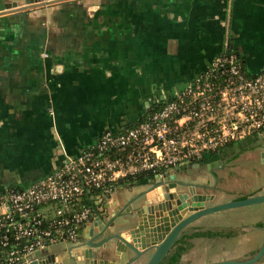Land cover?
<instances>
[{"label": "crops", "instance_id": "1", "mask_svg": "<svg viewBox=\"0 0 264 264\" xmlns=\"http://www.w3.org/2000/svg\"><path fill=\"white\" fill-rule=\"evenodd\" d=\"M13 1L20 8L0 12V193L50 174L64 153L79 154L105 130L129 127L227 47L246 74L264 72V0H40L26 8L25 0L4 3ZM263 150L264 128L192 162L199 168H175L176 181L213 194L207 205L264 193V178L253 179L260 178ZM141 181L115 185L99 206L102 218L117 211L124 218L123 211L135 204L132 198L149 188ZM259 207L264 221V203ZM241 215L239 208L221 210L188 225L189 236H216L189 239L179 264L247 256L254 247L215 245L247 244L258 238L254 230L262 235L264 222L247 223ZM76 244L50 251L65 264L79 255L76 264H82L89 246L74 249ZM66 247L72 249L63 251ZM103 250H96L100 259L117 261L112 249Z\"/></svg>", "mask_w": 264, "mask_h": 264}, {"label": "built area", "instance_id": "2", "mask_svg": "<svg viewBox=\"0 0 264 264\" xmlns=\"http://www.w3.org/2000/svg\"><path fill=\"white\" fill-rule=\"evenodd\" d=\"M263 128L264 72L246 75L222 52L142 122L107 129L50 174L0 193V264H32L36 252L77 242L118 180L163 176Z\"/></svg>", "mask_w": 264, "mask_h": 264}, {"label": "water", "instance_id": "3", "mask_svg": "<svg viewBox=\"0 0 264 264\" xmlns=\"http://www.w3.org/2000/svg\"><path fill=\"white\" fill-rule=\"evenodd\" d=\"M25 2L22 8L36 5L40 0ZM18 8L15 1L4 3V0H0V12ZM261 157L264 160V150ZM192 166L199 168L200 164H188L189 168ZM175 174L176 169H172L163 176L157 175L147 180L149 188L132 198L135 204L123 211L126 215L124 218L119 214L121 221L113 220L118 211L105 219L97 217L88 228L86 238L89 239V250H84L82 260L85 262L82 264H136L142 261L144 264H160L173 244L183 235L189 234L186 227L198 218L221 210L264 203V193H261L240 200L207 205L213 200V194L195 192L192 186L176 181ZM177 187L183 189L177 191ZM107 248L112 249L117 261L100 259L96 255L97 249L107 251ZM35 255L38 258L32 264H49L54 259V253L49 250L36 252ZM263 257L264 228L261 247L252 256L205 264H264L261 262Z\"/></svg>", "mask_w": 264, "mask_h": 264}, {"label": "trees", "instance_id": "4", "mask_svg": "<svg viewBox=\"0 0 264 264\" xmlns=\"http://www.w3.org/2000/svg\"><path fill=\"white\" fill-rule=\"evenodd\" d=\"M226 51H231V50H230V48L227 47ZM246 75L250 76V74H246ZM170 96L168 98H170ZM168 98H163V99H161L155 103H152L148 108H146L144 114H142L139 117V119L135 120L130 126H133L139 122H142L146 118L147 115H149L150 113L157 110L161 105H163L165 103V100ZM152 177H153V174H151L150 172H144V173L129 175L125 178L118 180L115 185L117 186V185L122 184V185H127V186H134V185L139 184L141 180H142L141 182L147 181V180L151 179ZM14 188H16V187H14ZM196 234H198L200 236H213V237L216 236V234L213 232H210V233L209 232H202V233L198 232ZM184 251H185V248H184V246H181V245L179 247L174 248L172 253L169 254L170 256L167 259H165V263H163V264H178L180 261V256L184 253Z\"/></svg>", "mask_w": 264, "mask_h": 264}, {"label": "rangeland", "instance_id": "5", "mask_svg": "<svg viewBox=\"0 0 264 264\" xmlns=\"http://www.w3.org/2000/svg\"><path fill=\"white\" fill-rule=\"evenodd\" d=\"M259 169H260L261 173H258L257 177H260V178L254 177L253 179H256V180L257 179H261L262 180V178H264V165L259 163ZM239 210H240L241 214H243V215H241L242 218L245 219V221H247V223H249V222H257V221H260V220H261V223L264 222V221H262V219H263L262 215L263 214H262V211L260 212L261 208L259 207V204L246 205V206L240 207ZM258 227H261V226H258ZM253 235L258 236V238H256V239H254L253 237L249 238L247 244H242V241L238 242L237 240H234V242L233 241L232 242L231 241H223V242H220V243L218 241L216 243H215V241H212V243H215V245L217 244L218 246H221V245H223L226 242H228L229 244L232 243L233 245L241 243V245H239V249L238 250H243L245 245L247 246V248H253V247L256 246V244H258L260 242L259 234L257 233V230H254ZM260 238H261V242H262V235L260 236ZM58 246L59 245H53L52 248L56 249ZM228 247H229V248H227L228 250H232V249H230V246H228ZM181 256H180V258H181ZM190 261H191L190 259L182 260L180 262V264H189Z\"/></svg>", "mask_w": 264, "mask_h": 264}, {"label": "flooded vegetation", "instance_id": "6", "mask_svg": "<svg viewBox=\"0 0 264 264\" xmlns=\"http://www.w3.org/2000/svg\"><path fill=\"white\" fill-rule=\"evenodd\" d=\"M206 156H204L203 158H201V159H199L198 160V162L200 163L204 158H205ZM264 161V160H263ZM126 208V207H125ZM104 211V210H103ZM103 211H101V212H97L96 213V216L95 217H98V216H101L102 215V212ZM104 213V212H103ZM103 216H101V218H102ZM113 220H115V221H118V216L116 215V216H114L113 217ZM262 227V226H261ZM198 236H200V235H198V234H191L190 236L189 235H183L180 239H178L174 244H173V246H172V248L170 249V251L168 252V254L164 257V259H163V261L160 263V264H163V263H165V259H167L170 255L169 254H171L172 253V251H173V249L174 248H176V247H179L180 245L181 246H184V248H185V251L184 252H186L187 251V249H189L190 248V245H189V243H188V240L189 239H191V238H193V237H198ZM82 238L80 237L79 239H78V241L77 242H75V243H77L75 246H74V249H75V247L76 246H79V245H83V246H87L88 245V243H89V241H88V239H83V240H81ZM259 239H260V242L258 243V244H256V247H254L253 249H252V251L251 252H249L248 254H247V256H245V257H250V256H252L254 253H256L258 250H259V248L261 247V244H262V242H261V238L259 237ZM101 240V239H100ZM93 242V241H92ZM75 243H73V244H75ZM66 249H68L67 247L66 248H64L63 249V251L64 250H66ZM72 248L70 247L68 250H71ZM53 253H54V259L53 260H50V262H49V264H65L64 263V261H63V258H62V256H60L59 254H58V252H54V251H52ZM78 256L79 255H73V256H71L72 258L70 259L71 260V264H76V261H77V259H78ZM181 259V258H180ZM261 262H264V257H263V259L261 260ZM67 264V263H66ZM179 264V263H178Z\"/></svg>", "mask_w": 264, "mask_h": 264}]
</instances>
